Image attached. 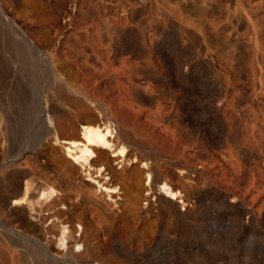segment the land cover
I'll list each match as a JSON object with an SVG mask.
<instances>
[{"label": "rangeland", "instance_id": "obj_1", "mask_svg": "<svg viewBox=\"0 0 264 264\" xmlns=\"http://www.w3.org/2000/svg\"><path fill=\"white\" fill-rule=\"evenodd\" d=\"M0 11L13 23L6 35L37 61L27 107H40L22 131L27 107L14 117L10 142L0 112V181L17 172L59 192L42 210L0 208V264H67L85 252L73 238L85 240L88 264H124L106 252L104 228L135 247L170 222L144 192L134 206L120 177L119 194L99 193L53 142L99 122L96 109L132 151L149 140L178 163L159 174L181 193L173 203L187 226L161 244L166 257L153 249L155 264H264V0H0Z\"/></svg>", "mask_w": 264, "mask_h": 264}, {"label": "bare ground", "instance_id": "obj_2", "mask_svg": "<svg viewBox=\"0 0 264 264\" xmlns=\"http://www.w3.org/2000/svg\"><path fill=\"white\" fill-rule=\"evenodd\" d=\"M0 14L3 13L0 11ZM8 26L12 27L13 23L7 17L0 16V112H2L4 120L6 121L3 128L6 131V134L3 133L5 134L4 137H6V139L10 142L12 140L13 119L17 114L18 118H21L22 111L24 110L23 108L27 107V102H29L27 101V95L29 94V92H37L39 88V73L37 61L35 62L34 60L29 59L28 51L23 43L18 41L14 42L10 40V35H8L10 38L6 35V27ZM2 31L4 34L2 33ZM39 108L40 107L32 106L25 109L23 114L25 121L22 125H19L21 131L27 128L29 122L36 115ZM168 111L166 112L169 113ZM96 113L99 116V122L87 120L88 122L80 124L79 133H76L77 135H73V137L70 136V139H59L56 134L53 133V142L63 148L65 159H67V161H70L69 163H71L70 165H72L73 168L78 166L80 171L84 173L89 178V180L93 181L98 186L97 191L99 193H105L106 196H108L110 199H112V194H119L120 187L114 185L112 181L114 177H120L122 180H125L126 183L129 182L128 184H130L131 186L130 189L132 188V190L136 193L134 194L133 198L134 206L136 205L135 203L139 200L141 194L144 192L145 196L151 199V201H154V203H157V209L162 211L167 217H169L170 220H168L170 222L165 225H161V228H159L161 230L157 231L156 233L152 232L154 234H152L148 239L145 238L146 240H140L135 247L128 246L126 244V241L119 235L115 234V231H113L112 229L104 228V226V229L101 228L103 229V235L105 237L104 240H106L105 244L103 245L106 248V252L108 251L109 253H111V255L119 257L122 262H124V264H155L154 259L166 257V253L164 251H161L164 247L163 246L161 249V244H165L168 240L177 239L187 226L184 214L181 212L178 206L175 205L176 203H173V200L177 199L181 195V193L178 192V190H174L166 177L164 178L159 174V170L161 168L171 166L178 167V163L172 162L170 160L171 157H167V159L162 151H160L161 149H157L156 145H152L149 140H136L137 147L134 148L136 149V151H132L122 143L121 130H119L107 118L106 113L101 109H96ZM40 130V134H42L43 130ZM2 132L4 131L2 130ZM152 159L156 160L154 161ZM142 178L144 179L143 183ZM86 188L87 189L85 191L87 193L89 192L90 195L94 194L93 192H90L91 190H93L91 189V185H88ZM36 190L38 192L37 197L36 195L34 196V192ZM94 192L96 193V191ZM58 193L59 192L51 186L39 188L38 190V187L36 188L33 186L32 180H24L22 174L17 172L10 173L0 181V208L2 209V207L8 206L7 204H9L10 202V205L13 204V206H22L23 204H27L31 210H33V205H37L39 210H42L43 207L49 205L54 201V199L57 198ZM197 198V204L199 203L198 207L200 211L202 210L201 212L205 213L207 208L203 207L205 206L203 204V199H201L199 196ZM133 205L130 206L132 207ZM141 209L142 208H140L139 211ZM58 211L60 214H62L61 210ZM142 216L143 215H141V217ZM0 227L2 228L1 223ZM1 230L4 229L2 228ZM7 230L3 231V234L9 237V239L13 241L12 243L16 244L14 242L16 241L14 235H16L17 233L14 230L8 233ZM58 240L59 246L68 248V240H70V230L68 229V226H60ZM72 242L73 247H77L79 249L81 246L83 247L82 251L85 250V252H72L70 253V258L65 260L64 262H66L67 264H88L87 257L89 255V251L85 249V240H82L81 238H73ZM153 249L157 250L158 252L157 256L154 255V259H152V257H149V254L153 251ZM65 256L67 255L65 254ZM58 263L59 262L47 264Z\"/></svg>", "mask_w": 264, "mask_h": 264}]
</instances>
